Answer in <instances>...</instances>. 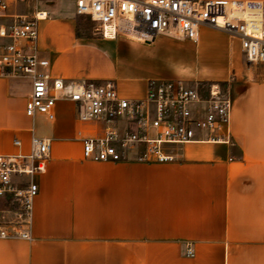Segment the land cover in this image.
I'll use <instances>...</instances> for the list:
<instances>
[{
  "label": "crops",
  "instance_id": "crops-1",
  "mask_svg": "<svg viewBox=\"0 0 264 264\" xmlns=\"http://www.w3.org/2000/svg\"><path fill=\"white\" fill-rule=\"evenodd\" d=\"M40 1L22 9L48 14L38 49L53 78L113 81L129 99L142 98L149 80L224 84L230 143L174 146L166 163L140 162L135 151L86 161L82 139L101 135L102 122H78L67 102L55 103L51 120L28 117V82L0 77V155L27 154L32 137L50 140L33 178L30 240H0V264H264V82L244 81L238 41L207 26L196 43L102 40L78 31L72 0ZM238 1L259 2L264 15V0Z\"/></svg>",
  "mask_w": 264,
  "mask_h": 264
},
{
  "label": "built area",
  "instance_id": "built-area-1",
  "mask_svg": "<svg viewBox=\"0 0 264 264\" xmlns=\"http://www.w3.org/2000/svg\"><path fill=\"white\" fill-rule=\"evenodd\" d=\"M36 0H0V77L26 80L25 114L53 118L56 102L72 104L80 123L99 121L101 135L82 139V158L120 162L126 152L136 160L166 163L169 149L198 141L230 143L232 101L220 84L200 89L179 80H149L142 98L121 96L113 81L53 78L38 49V23L45 11L18 7ZM75 15L95 24L102 40L123 38L150 44L157 37L196 43L197 28L207 26L239 43L244 64L264 75V15L259 2L238 0H72ZM18 148L20 143L13 141ZM50 140L32 137L27 154L0 155V240H30L35 175L45 170ZM185 255L193 256L191 246Z\"/></svg>",
  "mask_w": 264,
  "mask_h": 264
},
{
  "label": "rangeland",
  "instance_id": "rangeland-1",
  "mask_svg": "<svg viewBox=\"0 0 264 264\" xmlns=\"http://www.w3.org/2000/svg\"><path fill=\"white\" fill-rule=\"evenodd\" d=\"M49 0H41L39 3H41V5H46L48 4ZM65 1H61V5H66L64 3ZM19 11L24 12V10L22 9V6L18 7ZM76 27L78 29V31H80L81 33H83L84 35H92L95 34L94 30H95V24L93 22H91V20L87 17H78L76 19ZM245 80L244 81H249L251 84L252 83H259V82H264V75L261 71L260 67L257 66H251L249 67H245ZM224 84H222V89Z\"/></svg>",
  "mask_w": 264,
  "mask_h": 264
}]
</instances>
